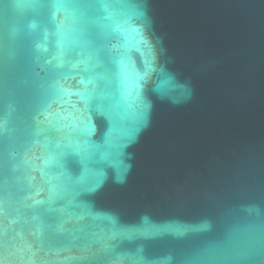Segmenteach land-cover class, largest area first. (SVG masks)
<instances>
[{
  "label": "water",
  "instance_id": "obj_1",
  "mask_svg": "<svg viewBox=\"0 0 264 264\" xmlns=\"http://www.w3.org/2000/svg\"><path fill=\"white\" fill-rule=\"evenodd\" d=\"M0 264H264V0H0Z\"/></svg>",
  "mask_w": 264,
  "mask_h": 264
}]
</instances>
